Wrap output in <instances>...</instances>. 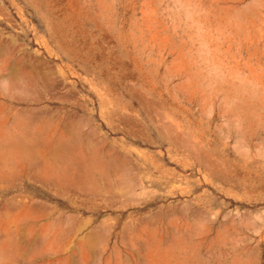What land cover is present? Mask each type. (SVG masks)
<instances>
[{"label":"rangeland","instance_id":"obj_1","mask_svg":"<svg viewBox=\"0 0 264 264\" xmlns=\"http://www.w3.org/2000/svg\"><path fill=\"white\" fill-rule=\"evenodd\" d=\"M0 264H264V0H0Z\"/></svg>","mask_w":264,"mask_h":264},{"label":"bare ground","instance_id":"obj_2","mask_svg":"<svg viewBox=\"0 0 264 264\" xmlns=\"http://www.w3.org/2000/svg\"><path fill=\"white\" fill-rule=\"evenodd\" d=\"M6 52V51H5ZM38 69V68H37ZM36 69V70H37ZM39 71V70H38ZM40 72V71H39ZM39 72H38V74H39ZM61 87V86H60ZM56 95V94H55ZM186 135V134H185ZM174 140V139H173ZM185 145H186V143H185ZM191 149V148H190ZM191 152H192V150H191ZM194 153V152H193ZM204 162V161H203ZM211 164V163H210ZM209 166V165H208ZM109 167V166H108ZM215 169H217V168H215ZM141 181V180H140ZM13 211V210H12Z\"/></svg>","mask_w":264,"mask_h":264}]
</instances>
